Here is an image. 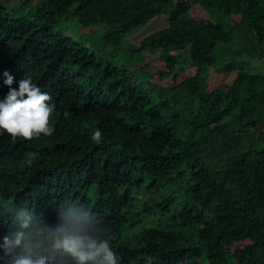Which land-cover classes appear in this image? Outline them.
<instances>
[{
	"label": "trees",
	"instance_id": "16d2710c",
	"mask_svg": "<svg viewBox=\"0 0 264 264\" xmlns=\"http://www.w3.org/2000/svg\"><path fill=\"white\" fill-rule=\"evenodd\" d=\"M11 1L0 98L9 69L55 111L52 135L0 136V243L22 211L52 225L75 200L120 264H264V0ZM159 15L168 28L122 47Z\"/></svg>",
	"mask_w": 264,
	"mask_h": 264
},
{
	"label": "clouds",
	"instance_id": "9594fccd",
	"mask_svg": "<svg viewBox=\"0 0 264 264\" xmlns=\"http://www.w3.org/2000/svg\"><path fill=\"white\" fill-rule=\"evenodd\" d=\"M14 80L11 71L5 69L3 83L8 91L0 98V136L7 133L12 139H31L52 135L49 118L55 104L50 93L43 91L30 74L19 78L17 87L12 86ZM91 138L101 142V129L96 128ZM21 214V224L0 243V264H120L110 235L84 204L69 200L52 225L33 224L30 215Z\"/></svg>",
	"mask_w": 264,
	"mask_h": 264
},
{
	"label": "rangeland",
	"instance_id": "374dc122",
	"mask_svg": "<svg viewBox=\"0 0 264 264\" xmlns=\"http://www.w3.org/2000/svg\"><path fill=\"white\" fill-rule=\"evenodd\" d=\"M18 2L17 0H12L11 4L12 5H16ZM71 23V27L73 29V31L75 32H79V27L78 24L75 21H70ZM170 25V19L168 16L166 15H159L156 18H154L153 20H151L148 24H146L145 26L141 27L140 29H138L137 31H135L134 33H132L131 35H129L123 44V48H132V47H137L145 38H147L148 36H150L151 34L161 31L163 29L168 28ZM95 27H98V29L96 30V35L101 33H106L109 30V27L106 24H99ZM80 34V33H79ZM124 49L123 51L121 50L120 56L118 57L119 61L117 62L118 64L123 63L125 61L124 59ZM161 56V52H157L153 55H149L148 57L151 58L154 61H158L160 59ZM123 57V58H122ZM255 64H259V63H255ZM263 68H261L260 70L256 71L257 72H262ZM223 77H221L218 73L213 72L211 74V82H215L218 81L220 79H222Z\"/></svg>",
	"mask_w": 264,
	"mask_h": 264
}]
</instances>
